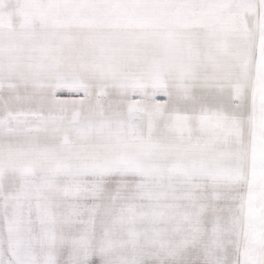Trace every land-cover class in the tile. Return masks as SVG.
Returning a JSON list of instances; mask_svg holds the SVG:
<instances>
[{
  "label": "snow or ice",
  "instance_id": "obj_1",
  "mask_svg": "<svg viewBox=\"0 0 264 264\" xmlns=\"http://www.w3.org/2000/svg\"><path fill=\"white\" fill-rule=\"evenodd\" d=\"M0 264H264V0H0Z\"/></svg>",
  "mask_w": 264,
  "mask_h": 264
}]
</instances>
